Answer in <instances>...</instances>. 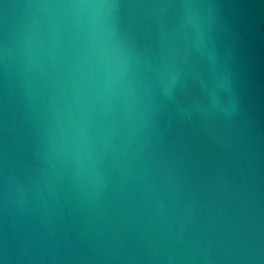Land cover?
<instances>
[{
  "label": "water",
  "instance_id": "1",
  "mask_svg": "<svg viewBox=\"0 0 264 264\" xmlns=\"http://www.w3.org/2000/svg\"><path fill=\"white\" fill-rule=\"evenodd\" d=\"M0 264H264V0H0Z\"/></svg>",
  "mask_w": 264,
  "mask_h": 264
}]
</instances>
